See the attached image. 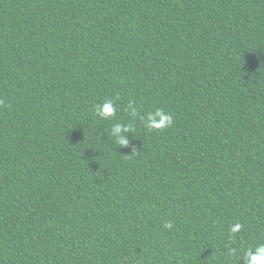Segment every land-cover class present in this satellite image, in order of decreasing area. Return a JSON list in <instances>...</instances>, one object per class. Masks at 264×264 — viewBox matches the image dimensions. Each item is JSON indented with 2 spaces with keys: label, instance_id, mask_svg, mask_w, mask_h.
<instances>
[{
  "label": "trees",
  "instance_id": "1",
  "mask_svg": "<svg viewBox=\"0 0 264 264\" xmlns=\"http://www.w3.org/2000/svg\"><path fill=\"white\" fill-rule=\"evenodd\" d=\"M260 244L264 0H0V264H243Z\"/></svg>",
  "mask_w": 264,
  "mask_h": 264
},
{
  "label": "clouds",
  "instance_id": "2",
  "mask_svg": "<svg viewBox=\"0 0 264 264\" xmlns=\"http://www.w3.org/2000/svg\"><path fill=\"white\" fill-rule=\"evenodd\" d=\"M96 115L102 119L107 120L115 116L116 108L111 100L105 101L102 104L95 105ZM133 117L136 116V112L131 113ZM159 118V123L157 119ZM173 123V117L170 114H165L163 110H157L154 115H150V119L146 125L149 130H161L165 127L171 126ZM133 129L130 125L121 126L120 124L115 125L116 133H129ZM120 147H129L130 142L127 139H120L117 141ZM165 228L171 229L173 227L171 222H166ZM242 225L237 223L230 228L231 234H236L242 229ZM235 252V250H233ZM243 264H264V244H260L255 248H249L243 256Z\"/></svg>",
  "mask_w": 264,
  "mask_h": 264
}]
</instances>
